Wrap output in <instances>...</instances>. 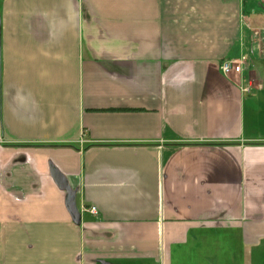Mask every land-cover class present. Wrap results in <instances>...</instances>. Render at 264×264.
Segmentation results:
<instances>
[{
	"label": "crops",
	"instance_id": "0c3cea01",
	"mask_svg": "<svg viewBox=\"0 0 264 264\" xmlns=\"http://www.w3.org/2000/svg\"><path fill=\"white\" fill-rule=\"evenodd\" d=\"M216 261L264 264V2L0 0V264Z\"/></svg>",
	"mask_w": 264,
	"mask_h": 264
},
{
	"label": "built area",
	"instance_id": "2783aa9c",
	"mask_svg": "<svg viewBox=\"0 0 264 264\" xmlns=\"http://www.w3.org/2000/svg\"><path fill=\"white\" fill-rule=\"evenodd\" d=\"M242 1H246V0H242ZM257 1L264 2V0H257ZM244 65L245 62L243 60H226L222 62L220 69L225 76H230L232 73H237V74L241 73L243 71ZM89 211L92 214H97L98 212L96 207H91Z\"/></svg>",
	"mask_w": 264,
	"mask_h": 264
},
{
	"label": "rangeland",
	"instance_id": "374dc122",
	"mask_svg": "<svg viewBox=\"0 0 264 264\" xmlns=\"http://www.w3.org/2000/svg\"><path fill=\"white\" fill-rule=\"evenodd\" d=\"M218 256L220 257V256H221V253H219V254H218ZM216 257H217V256H216ZM216 262H217V264H222V262H221V261H219V262H218V261H216Z\"/></svg>",
	"mask_w": 264,
	"mask_h": 264
}]
</instances>
